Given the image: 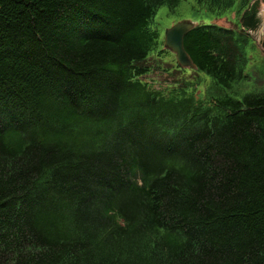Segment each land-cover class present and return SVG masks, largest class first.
Masks as SVG:
<instances>
[{
    "label": "trees",
    "instance_id": "16d2710c",
    "mask_svg": "<svg viewBox=\"0 0 264 264\" xmlns=\"http://www.w3.org/2000/svg\"><path fill=\"white\" fill-rule=\"evenodd\" d=\"M180 1L0 0V264H264L261 0L184 37L241 97L153 55Z\"/></svg>",
    "mask_w": 264,
    "mask_h": 264
},
{
    "label": "rangeland",
    "instance_id": "374dc122",
    "mask_svg": "<svg viewBox=\"0 0 264 264\" xmlns=\"http://www.w3.org/2000/svg\"><path fill=\"white\" fill-rule=\"evenodd\" d=\"M200 13L201 9H199V6L196 4V0H181L176 10L173 12L169 10L167 5H162L157 10L155 14V19L153 21V26L154 28L159 30L161 40L159 46L156 48L155 53L153 55H155V57L159 61L162 60L163 62H169V71L178 68V64L175 53L165 47L164 38L166 28L173 25L176 21L184 18L194 20L195 22L210 20V17L208 15L204 13L203 15H201ZM259 13L261 16V23L259 27L254 31V36L260 43H264V0H261ZM220 21H223L227 24L230 23L227 18H222ZM164 48L168 50L165 51ZM254 55L256 57H253V63L257 65L258 69L264 68V49L261 52H256ZM154 68L157 69L153 70L148 75V79L157 80L158 82L156 81L155 84H162L165 82L166 79H173L172 76L169 75L168 71H165L164 69H161V71L158 67L155 66ZM183 69L185 71V74H193L192 76H190V78H192V81H195L199 75L207 77L206 79H203L198 85L199 91H201V95L205 97H212V95H218L220 89L224 90V93L241 97L243 92L256 88L253 82H250L248 84L242 83L240 84L242 86V92L236 93L235 86L232 88H223L219 83L214 80L212 76L208 75L203 70H193L190 67H183Z\"/></svg>",
    "mask_w": 264,
    "mask_h": 264
},
{
    "label": "water",
    "instance_id": "95a60500",
    "mask_svg": "<svg viewBox=\"0 0 264 264\" xmlns=\"http://www.w3.org/2000/svg\"><path fill=\"white\" fill-rule=\"evenodd\" d=\"M195 24L196 22L194 20L184 18L167 27L165 31V47L175 53L178 64L183 67H197V64L184 45L185 34Z\"/></svg>",
    "mask_w": 264,
    "mask_h": 264
}]
</instances>
